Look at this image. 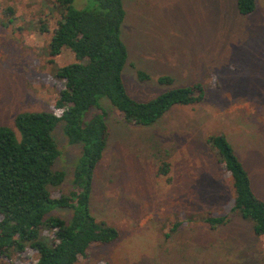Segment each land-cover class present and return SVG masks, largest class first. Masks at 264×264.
<instances>
[{
	"label": "rangeland",
	"instance_id": "374dc122",
	"mask_svg": "<svg viewBox=\"0 0 264 264\" xmlns=\"http://www.w3.org/2000/svg\"><path fill=\"white\" fill-rule=\"evenodd\" d=\"M122 2L128 96L147 101L200 83L205 97L199 104L172 108L152 126L124 123L102 100L109 138L89 204L120 237L91 246L76 264H264V240L231 212V178L206 143L209 135H224L254 193L264 200V0H256L248 16L238 13L235 0ZM88 5L89 0H74L77 9ZM53 29L48 0H0V126L14 129L16 116L24 112L60 115L54 108L61 90L56 72L73 58L68 51L50 54ZM136 71L148 79L138 80ZM160 76L173 83H158ZM62 128L59 122L52 133L62 153L54 168L67 175L60 188H50L54 196L71 191L73 164L81 152L79 145H69ZM162 162L169 164L167 177L158 175ZM207 212L226 216L225 224L210 228L196 220ZM22 257L36 259L30 249ZM25 262L15 256L0 259V264Z\"/></svg>",
	"mask_w": 264,
	"mask_h": 264
},
{
	"label": "trees",
	"instance_id": "16d2710c",
	"mask_svg": "<svg viewBox=\"0 0 264 264\" xmlns=\"http://www.w3.org/2000/svg\"><path fill=\"white\" fill-rule=\"evenodd\" d=\"M235 3L242 16L256 8V0ZM48 5L54 17L50 54L68 51L73 62L56 72L61 90L54 108L60 115L24 112L16 116L14 129L0 126V259L15 256L26 259L24 264H76L91 246L110 245L120 237L116 227L92 214L89 204L94 173L109 138L108 111L102 100L124 123L152 126L174 107L201 103L205 90L194 83L147 101L132 99L123 80L128 52L121 38L122 0H89L83 9H77L74 0H48ZM136 75L140 81L148 79L144 72L136 71ZM157 82L170 86L173 79L160 76ZM92 109L97 111L89 116ZM59 122L69 145H79L81 152L73 164L71 191L54 196L50 188H60L67 175L54 168L62 158L52 136ZM206 143L231 178V212L250 223L254 234L264 240V200L254 193L242 162L224 135H209ZM168 174L169 164L162 162L158 175ZM56 209L68 214H52ZM196 220L217 228L225 224L226 216L207 212ZM28 249L35 253V260L22 257Z\"/></svg>",
	"mask_w": 264,
	"mask_h": 264
}]
</instances>
